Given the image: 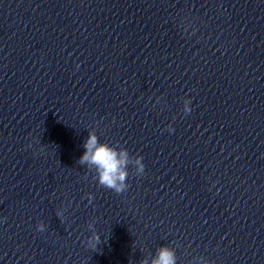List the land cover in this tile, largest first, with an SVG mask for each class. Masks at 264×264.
<instances>
[{"label":"clouds","instance_id":"obj_1","mask_svg":"<svg viewBox=\"0 0 264 264\" xmlns=\"http://www.w3.org/2000/svg\"><path fill=\"white\" fill-rule=\"evenodd\" d=\"M187 110V109H186ZM85 151L79 158L80 164L94 166L98 174V183L120 194L129 187L127 179L129 176L128 166L130 164L129 152L127 149H117L106 143L98 141L94 133H90L84 144ZM143 157L137 156L135 163L138 174H143L145 165L141 162ZM99 242L96 236L89 241V246L95 249ZM147 264V261H141ZM152 264H175L174 253L166 247H162L158 256L153 259Z\"/></svg>","mask_w":264,"mask_h":264}]
</instances>
